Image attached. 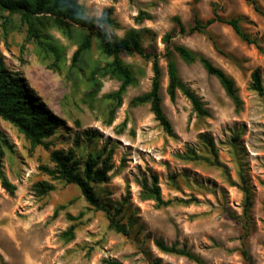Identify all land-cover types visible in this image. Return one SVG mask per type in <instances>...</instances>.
<instances>
[{"label":"rangeland","instance_id":"1","mask_svg":"<svg viewBox=\"0 0 264 264\" xmlns=\"http://www.w3.org/2000/svg\"><path fill=\"white\" fill-rule=\"evenodd\" d=\"M255 1L261 13L244 0H76L87 18H98L111 8L117 27L105 28L109 39L122 38L129 30L142 34L144 51L157 56L161 109L172 136L154 119L148 104L131 105L133 98L151 88V61L121 56L135 83L117 103L107 98L119 87L115 79L98 78V91L90 93L89 73L97 62H105L95 42L78 68H69L80 30H74L72 39L55 29L47 30L62 49L63 59L56 68L51 58L26 41L18 16L10 17L12 29L4 38L0 15V55L6 66L18 72L64 121L52 139L55 148H73L83 160L88 151L107 157L111 178L98 186L97 193L111 211L120 210L116 219L129 226L127 236L110 229L106 214L89 207L75 185L55 182L54 191L34 197L31 186L48 180L38 171L40 165H49L48 152L41 147L32 149L16 128L0 119L9 145L1 166L15 188L10 196L0 187V264H105V260L196 264L161 253L154 245L156 240L184 248L202 264H264V100L250 89L255 71L264 88V0ZM195 14L202 21L215 14L239 19L260 49L241 41L220 23L203 33L179 34L173 18L178 17L187 29ZM167 34L173 46L208 59L228 75L240 105L233 104L218 80L199 63L185 64L176 54L172 59L177 77L201 100L208 116L197 117L179 91L170 100L167 44L163 41ZM85 131H95L98 137L89 141L81 136ZM200 134L212 139L222 167L178 157L188 148L199 153ZM152 177L167 205L157 206L142 198L141 182L150 185ZM241 177L249 190L248 208ZM71 226L73 239L62 240L61 234Z\"/></svg>","mask_w":264,"mask_h":264},{"label":"trees","instance_id":"2","mask_svg":"<svg viewBox=\"0 0 264 264\" xmlns=\"http://www.w3.org/2000/svg\"><path fill=\"white\" fill-rule=\"evenodd\" d=\"M249 3L254 11L261 13L255 0H244ZM0 15L3 18L1 29L3 36H7L12 29L10 26L13 15L18 16L19 23L25 28L26 41L32 42L42 53L53 60L51 65L56 68L63 59L62 49L56 46L52 37L47 33L49 29H55L67 39H72L74 30H80V41L71 57V69L78 68L83 56L91 49L95 42L97 49L105 61L103 65L97 62L89 73L90 93L96 94L100 87L98 78H110L117 80L120 84L118 89L107 96L117 103L127 87L134 85L135 80L128 67L122 62L121 56H138L145 61L152 62L153 78L151 88L148 92L131 100L132 106L148 104L154 119L162 127L168 136H172V128L169 120L161 109L159 96L160 70L157 64V56L147 53L142 47V34L139 31L129 30L122 38L109 39L105 28H116L117 23L112 19L111 8L105 9L98 18H87L84 10L76 0H0ZM138 19H141L139 16ZM173 22L179 34L203 33L206 28L214 23L224 24L232 29L235 35L246 44L260 49L256 40L251 39L242 29L239 19H225L218 15L202 21L195 14L193 24L189 28L181 23L178 17L173 18ZM171 35L167 34L163 41L167 44L165 57L167 58L168 86L167 95L173 100L175 93L179 91L190 103L192 111L197 117H207L208 112L204 108L201 100L177 77L173 56L176 54L185 64L199 63L207 74L215 77L223 88L225 94L238 107L240 101L237 89L233 80L222 70L215 67L208 59L198 56L183 46H173L170 42ZM51 66V68H53ZM252 82L250 89L264 100V88L261 85L257 71L251 75ZM113 109L110 110V114ZM0 119L10 123L16 130L24 136L32 149L41 147L48 152L49 165H40L38 171L46 176L48 180H40L31 186L34 197L43 198L54 191V183L75 185L83 197L86 204L94 209L103 211L109 222V228L116 233L127 236L129 226L117 220L119 209H113L108 204L101 202L97 193L99 185L107 183L111 175L107 157H103L102 152L95 154L88 151L85 159L77 157L73 148L67 150L55 148L52 142L55 133L64 126V121L52 113L46 105L27 86L24 78L15 71L9 69L3 57L0 55ZM81 136L91 141L98 137L95 131H85ZM200 149L198 154L192 148H188L185 153L179 155L181 159L189 161H201L208 165L220 164L217 162L216 150L212 139L208 134H200ZM8 141L0 130V187L10 196L14 194V186L7 180L2 166L1 159L4 150L8 149ZM241 190L244 194L245 206H250L249 190L241 177ZM142 198L155 201L157 206L167 205L160 196V189L156 177H152L150 185L145 181L141 182ZM56 212V211H55ZM56 214V213H55ZM70 219H73L70 217ZM74 236L73 226L69 227L61 234V239L70 241ZM158 251L164 254L184 257L196 264H202L201 260L184 248H177L176 245H165L162 241H154ZM242 255L246 261H250L246 250H242ZM105 264H121L116 261L105 260ZM151 264H160L154 260Z\"/></svg>","mask_w":264,"mask_h":264}]
</instances>
